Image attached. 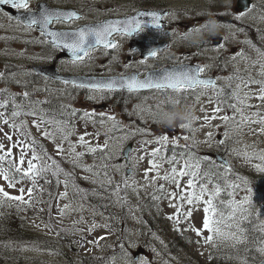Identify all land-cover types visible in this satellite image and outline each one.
I'll use <instances>...</instances> for the list:
<instances>
[{"label":"rangeland","instance_id":"rangeland-1","mask_svg":"<svg viewBox=\"0 0 264 264\" xmlns=\"http://www.w3.org/2000/svg\"><path fill=\"white\" fill-rule=\"evenodd\" d=\"M151 1L56 0L82 6L88 2L93 16L107 12L122 17L150 6L169 9L168 32L159 33L171 43L166 55L198 58L210 72L206 76L211 83L138 99L139 119L133 126L138 135L132 140L129 163L123 162L129 143L100 135L104 128L89 125L99 137L83 133V127L77 138H56L58 130L69 126L61 114L76 123L83 121L84 116L76 119L79 93L57 95L56 117L44 118L41 109L32 105L43 107L42 101L53 95L51 89L48 97L39 94L20 102L15 96L21 92L0 87L7 88L0 95V197L28 205L26 219L32 231L72 243L61 253L57 241L56 250L45 252L20 243L30 258H41L27 264H209L212 253L219 250L227 251L235 264L264 260V0H252L246 9L238 8L237 0ZM0 15V46H8L0 51L20 58L24 29L10 16ZM184 22L191 24L185 36ZM128 43L121 36L113 50H91L86 58L89 66L112 69L118 60L133 69L151 63L135 60ZM44 50L51 53L47 44ZM129 55L132 58L127 60ZM198 74L205 76L201 67ZM221 92H232L233 99L225 101ZM95 102L103 103L100 96ZM98 111L112 113L108 107ZM118 121L114 112L108 129L113 130ZM37 144L48 153L42 154ZM99 151L104 158H115V165L120 159L123 167L108 170L96 160ZM213 152L230 162L229 168L222 166L227 179L223 185L204 177L197 159L201 155L213 160ZM56 156L63 158L57 174L65 177H59L52 198L45 201L48 190L39 175L46 164L61 163ZM98 185L104 194L110 192L117 211L129 214L127 221L115 214L120 229L93 198L81 199L80 192ZM140 246L136 259L134 252Z\"/></svg>","mask_w":264,"mask_h":264},{"label":"flooded vegetation","instance_id":"flooded-vegetation-1","mask_svg":"<svg viewBox=\"0 0 264 264\" xmlns=\"http://www.w3.org/2000/svg\"><path fill=\"white\" fill-rule=\"evenodd\" d=\"M149 2H153L148 0ZM23 0H7L4 7L12 5L15 9H20L21 12L25 13L24 18L25 20H17L16 18L9 15L8 11L5 8L0 7V12L5 16H10L11 20L18 22L24 29L25 36V45L22 56L20 58H13L11 57L7 51L4 52L0 51V87L4 86H11L12 91L11 93H19L16 94L17 100L20 102L27 97L31 98H39V94L49 96L50 90L53 96L62 94L64 97L67 96L66 93H79V100L81 106L77 113H79L80 117L76 118L77 120L84 116L82 122L76 123L74 122V118L69 120L68 114H63L66 119L64 120L69 126H64L65 131H61V136L59 138H77L81 133L79 132L83 127V133H99L96 131H91L90 126H93L96 129H103L104 133H100V135L107 136L108 139H124L129 144H132V140L136 138L138 135L135 130L133 129L134 125H136V119H139L138 116L135 115V108L137 107V101L141 97H145L148 95H152L157 91H165V92H173L178 91L179 89H186L190 88L188 86H181L179 88H169V87H155L150 89L144 90H135V89H125V88H95V87H88L84 85H77L67 83L63 80H52L49 79L45 75H42L38 72L36 67L41 65H56L59 71L65 74H74V75H81V76H128V77H137V79H143L146 77L148 71L159 70L169 68L172 65L177 64H187L190 65H197L201 67V72L206 76L209 75L210 72L205 70L199 62H197L198 58H190L185 56L184 54L180 56L178 59L168 58L166 55V49L169 47L170 40L168 37L160 36L159 33L166 34L168 30L165 28L167 25L168 19H171L172 15L170 10H167V15L165 16V23L160 29L157 28H142L139 32H136L135 35L129 36L127 34L121 33L115 35V42L108 47L104 46H97L93 49H90L85 55L80 57L79 59H72L68 57L60 58L61 48L57 47L56 45L51 44L48 41V38L45 37L43 32L37 28L38 24H33L31 19L28 18L27 15L35 14L40 10L39 5L43 2H46L50 6H61V7H70L74 9V14H77V18L71 19L70 21H57L56 19L52 21V25L56 27H71L77 28L83 24H90V23H97L103 21L105 19L110 18V15H114L115 13H103L99 12L95 16L90 14V9L92 8V4L89 5L86 2L83 6L79 5H71L69 3L63 4L61 2H56V0H28L23 6L21 5ZM140 4V3H138ZM63 5V6H62ZM139 7V6H138ZM142 8H151V9H158L157 7H142ZM106 9V8H105ZM141 9V8H140ZM136 11V10H135ZM134 11V12H135ZM132 12V13H134ZM127 13V12H126ZM231 13V12H229ZM27 14V15H26ZM131 14V13H129ZM109 15V16H108ZM126 16V15H123ZM122 16V17H123ZM1 17V15H0ZM180 25V23L178 24ZM182 25V24H181ZM182 26H186L184 29L187 31L184 33V36L188 34L189 27L191 26L190 23L184 22ZM31 35V36H29ZM175 35V34H171ZM124 36L128 40L129 47L134 51L133 55L135 60H143V62H151L149 65L143 68H133L127 69L125 62L123 65L120 64L118 60H115V64L112 69H108L106 66H95L90 67L89 62L86 59L88 53L91 50H101V51H108L113 50V46L116 43L117 37ZM145 38L153 39L156 43H161L160 47L155 50L153 55L149 57H145L141 51L132 45V40L141 41ZM222 39V37H221ZM49 45V49L51 53H46L44 50V45ZM2 46V47H1ZM0 47L2 49H8L7 44H2ZM220 48V46L218 47ZM113 55V53H112ZM132 55L127 56V60H130ZM17 63V65H16ZM10 67V68H9ZM12 67V68H11ZM17 68V69H16ZM11 69V70H10ZM10 70V71H9ZM14 70V71H13ZM9 71V72H8ZM12 73V74H11ZM162 81V80H161ZM215 82H217L215 80ZM225 85V83H223ZM234 86V84H233ZM200 87L197 85L196 88ZM0 91L7 92V88H3ZM25 91V92H24ZM29 92V93H28ZM96 92V93H95ZM100 96L103 103H96L95 99ZM42 98V97H41ZM43 99V98H42ZM115 101L116 105H112L111 102ZM44 105V101H42ZM108 107L111 110V114H104L99 112V109H103ZM32 108H40L32 105ZM138 108V107H137ZM116 112L119 116V121L115 124L113 130L108 129V124L110 119L112 118V114ZM129 144L126 146L128 147ZM125 147V148H126ZM132 147L130 148V150ZM124 161L129 163V156L123 157ZM119 166L123 167L122 161L119 159ZM117 165V167H119ZM126 170H130V167H126ZM132 171V170H131ZM140 246V250H141ZM141 255V254H140ZM138 255V257L140 256Z\"/></svg>","mask_w":264,"mask_h":264},{"label":"water","instance_id":"water-1","mask_svg":"<svg viewBox=\"0 0 264 264\" xmlns=\"http://www.w3.org/2000/svg\"><path fill=\"white\" fill-rule=\"evenodd\" d=\"M21 5L27 0H23ZM7 0H0V7H4ZM252 0H237V7L246 9L250 7ZM6 8L11 15L25 20L23 12L15 9L12 5ZM72 8L48 7L43 3L39 12L27 15L33 24H38L39 28L45 36L49 38V42L62 49L60 57H70L79 59L89 49L96 46H109L114 43V35L116 33H127L134 35L140 28H161L164 23L163 16L166 15L167 10H151L142 9L136 13L123 17H111L97 23L83 24L77 28H61L53 26V20L70 21L77 17ZM220 38H215L214 41L219 42ZM146 44V45H145ZM152 39L134 42L143 55L151 56L156 45ZM38 72L45 74L52 78L62 79L76 84L87 85L91 87H111V88H130V89H146L155 86H169L179 87L181 85L195 86L200 83H211L206 76H200L197 65L185 64L169 69H164L160 73L156 71H149L147 76L143 79H131L130 77L117 76H76L72 74H64L58 71L56 65H41L36 67ZM163 82H162V81ZM130 146L124 151L127 156L129 154ZM218 161L229 165L226 158L216 155ZM261 264H264V260Z\"/></svg>","mask_w":264,"mask_h":264},{"label":"trees","instance_id":"trees-1","mask_svg":"<svg viewBox=\"0 0 264 264\" xmlns=\"http://www.w3.org/2000/svg\"><path fill=\"white\" fill-rule=\"evenodd\" d=\"M144 1L148 0H142V2ZM3 94H5L4 91ZM222 98L227 102L232 100V92H224L222 94ZM56 99V96L52 95L49 100L44 101V106L41 107L44 118H49L50 116L56 117V105L58 104ZM38 103H41V101ZM241 112H239V114ZM60 116L63 120L66 119L63 114ZM58 132L59 130L56 134H58ZM37 147L40 149L42 154L48 153V150L42 144L41 146L37 144ZM197 157L198 161L201 163L204 177L209 176L213 179H218L222 185L226 183L227 179H224L222 164L218 163L215 159L210 160L202 157L201 155ZM56 159L60 160L61 163H56V166H53L51 163L46 164L44 167L45 172L39 175V177L43 179L44 184L46 185L45 187L48 190V193L46 191L44 192V196L46 197L45 201L52 198L56 182H58L59 177H65L63 174H57L61 171L59 168L63 164V158L61 156H56ZM96 160L102 161V166L107 165L108 170L115 169L112 165L105 161L110 160V158H104V154L101 152L100 156H98ZM103 163L106 165H103ZM108 172L110 173V171ZM74 179L78 180V177H74L72 180ZM76 185L78 186L77 183ZM49 186L51 187L50 190ZM76 196H78V194H76ZM80 197L84 201H87L89 198H93V201L97 202L101 209L104 207V209L108 210L110 222H114V227L118 229H120V223L119 219L115 218V214L121 217L122 220H128L129 214L123 213L121 210L117 211V208H114L117 202L111 199L112 196L110 192L104 194V190L101 185H98V187L93 190L80 192ZM29 210L30 208L28 205L23 202H19L18 200L12 199L8 196L0 197V264H27L30 263L32 259H41L39 257L30 258L29 255L25 254L23 251V247L25 245L21 246L19 245L20 243L28 244L36 251H39L40 249L41 252H45L47 249L51 248L56 250V237L40 235L30 229L26 219V212ZM58 243L60 249L57 253L64 252L67 246L72 247V243L67 240L60 239ZM66 243L68 245H66ZM233 249L236 248L232 247L231 250ZM46 264L48 263L46 262ZM209 264H235V261L231 259L227 251L219 250L212 253Z\"/></svg>","mask_w":264,"mask_h":264},{"label":"bare ground","instance_id":"bare-ground-1","mask_svg":"<svg viewBox=\"0 0 264 264\" xmlns=\"http://www.w3.org/2000/svg\"><path fill=\"white\" fill-rule=\"evenodd\" d=\"M250 27H253V26H250ZM253 28H254V27H253ZM16 65H17V63H16ZM9 68H10V67H9ZM11 68H12V67H11ZM16 69H17V68H16ZM10 70H11V69H10ZM10 70H9V71H10ZM9 71H8V72H9ZM13 71H14V70H13ZM11 74H12V73H11ZM172 107H173V106H172ZM120 169H121V168H120ZM49 250H50V249H49ZM51 252H52V251H51Z\"/></svg>","mask_w":264,"mask_h":264}]
</instances>
